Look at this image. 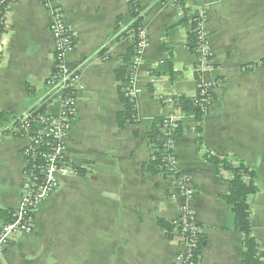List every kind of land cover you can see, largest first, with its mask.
<instances>
[{
    "label": "crops",
    "instance_id": "crops-1",
    "mask_svg": "<svg viewBox=\"0 0 264 264\" xmlns=\"http://www.w3.org/2000/svg\"><path fill=\"white\" fill-rule=\"evenodd\" d=\"M128 1L56 0L75 39L66 63L81 80L64 145L71 171L39 205L33 233L15 235L4 264H177L180 238L168 237L156 221L171 223L182 205L206 237L199 264H242V235L234 230L231 207L219 199L227 183L202 159L204 151L237 158L256 171L258 192L249 200L252 235L264 248V65L257 66L264 59V0H185L203 17L213 67L202 80L215 97L204 112L201 149L191 118L175 141L174 168L187 173L194 190L187 202L173 198L172 176H151L142 165L150 159L146 134L153 120L174 114L157 94L194 96L197 59L186 48L188 29L169 28L178 20L169 0H137L148 39L136 72L139 121L118 129L122 106L113 73L130 45L123 33L131 24ZM51 20L39 0H14L9 7L0 39V112L9 113V121L23 112L58 110L48 103L45 85L54 57ZM163 43L173 51L174 69L183 71L173 84L151 75L169 59ZM28 143L0 132V210L20 205L21 152Z\"/></svg>",
    "mask_w": 264,
    "mask_h": 264
},
{
    "label": "built area",
    "instance_id": "built-area-1",
    "mask_svg": "<svg viewBox=\"0 0 264 264\" xmlns=\"http://www.w3.org/2000/svg\"><path fill=\"white\" fill-rule=\"evenodd\" d=\"M13 1L0 0V4L3 3L5 6L10 7ZM39 1L42 7L50 11L52 15L49 30L54 40V57L52 71L46 79L45 85L48 89L47 100H50L48 103L55 104L58 110L55 114L45 112L36 116L29 112H23L12 118L5 128L6 133L16 137H25L29 143L21 152L23 169L20 205L14 210L12 221L3 223L0 226V264H4V253L14 241L16 234L33 233L35 228L34 217L39 205L58 189L60 179L67 176L71 171V164L64 156V145L75 119L76 93L81 87V80L80 74L68 67L66 59L73 49L75 39L71 27L64 21L61 8L56 5V0ZM171 5L174 8L173 3ZM175 12L178 17L179 12L177 10ZM203 31L201 22V36L206 40ZM123 33L130 44L133 39H136V54L130 67V79L126 83L127 95L134 99L139 92L135 85L137 82L136 72L142 64V57L148 44V39L142 26L137 32L133 33L128 31V27H126ZM204 50L208 53L206 45ZM212 65V60L207 61L203 58L200 66L197 69H193L194 73L199 74V77L196 78V87L201 89L203 94L212 92V85L202 80L203 74L211 70ZM156 99L160 102H167L159 94H157ZM202 103L203 109L206 110L212 102L208 98H203ZM167 118L170 123L164 126V133L165 135H171L172 138L173 135L170 133L171 122L180 118V116L174 111V114ZM174 146L175 140L171 143L170 149L175 150ZM173 156L171 155V164L173 169H175V160H172ZM172 177L175 179L176 184L173 198L183 199L185 202L192 199L194 190L190 177L186 174L173 175ZM193 218L194 216L188 206L182 205L180 215L171 221V224L182 225L179 237L182 247L176 256L177 264H190L193 242L185 233L188 229L193 234L199 231L194 227H189L190 223L188 220Z\"/></svg>",
    "mask_w": 264,
    "mask_h": 264
},
{
    "label": "trees",
    "instance_id": "trees-1",
    "mask_svg": "<svg viewBox=\"0 0 264 264\" xmlns=\"http://www.w3.org/2000/svg\"><path fill=\"white\" fill-rule=\"evenodd\" d=\"M169 2L173 3L175 10L179 12L177 22L169 28L182 27L188 29L186 48L190 53L196 56L197 61L194 64L193 69H197L203 58L207 61L212 60V56L204 50L206 40L201 36V22L203 17L192 13L186 7L185 0H169ZM127 8L131 19L128 31H131L132 33L137 32L142 26L140 14L143 11L144 6H142L137 0H130L127 3ZM8 10L9 7L5 6L3 3L0 4V39L5 32ZM120 20L121 18L118 17V21ZM203 33L205 32L203 31ZM135 42L136 39H133L126 53L122 57V65L113 73L115 80L119 83L117 94L122 106L121 110L116 114V125L118 129H122L126 125H134L139 121L134 99L127 95L125 85L130 79V67L136 54ZM161 50L169 55V59L153 70L151 75L155 77L165 76L170 83L173 84L182 76L183 71H176L174 69V63L172 60L173 51L171 48L166 47L163 43L161 45ZM259 65H264V59L257 64V66ZM251 67L253 66H250V68ZM194 77H199V74L194 73ZM147 89L149 92L151 91L150 85H148ZM203 98H208L213 102L215 99L214 93L203 94L201 93V89H196V93L192 97L173 95L165 98L167 100L166 104L171 105L180 118L171 122L170 133L173 135L172 138L171 135H165L164 133V126L167 123H170L167 117H157L153 120L150 130L146 134L150 159L142 165V170L145 173L151 176L162 175L164 177L184 174V172H178L172 167L171 155L173 156L174 154L172 160L174 159L176 161V152L175 150L170 149V145L173 140L177 141L182 138L185 131L186 120L191 118L196 123L198 149H201L203 144L202 121L205 112L202 103ZM43 113H45L44 110H41L34 114V116L38 114L42 115ZM9 116V113L0 112V132L2 133H6L5 128L9 122ZM201 157L205 162L210 164L215 175L220 180L227 183V192L220 196L219 199L231 207L234 216V230L242 235V264H264V248L259 246V243L252 235V211L249 205L250 198L258 192L256 185V171L253 168L248 167L243 161L234 157H220L209 151L202 152ZM72 169L78 176H84V172L79 168L72 167ZM13 213L14 210L11 209L0 210V219L4 223H8L12 221ZM188 222L190 223L189 227H194L198 230L200 229V225L194 218L192 220L189 219ZM156 223L168 237H172L174 234L180 237V231H182L181 224L174 225L162 219H158ZM185 235L193 242L190 264H199L201 251L206 245V237L200 233V230L193 234L188 229Z\"/></svg>",
    "mask_w": 264,
    "mask_h": 264
}]
</instances>
